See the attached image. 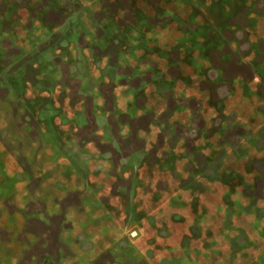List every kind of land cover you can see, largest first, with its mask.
Returning <instances> with one entry per match:
<instances>
[{"label": "rangeland", "instance_id": "1", "mask_svg": "<svg viewBox=\"0 0 264 264\" xmlns=\"http://www.w3.org/2000/svg\"><path fill=\"white\" fill-rule=\"evenodd\" d=\"M2 51L0 264H264V0H0Z\"/></svg>", "mask_w": 264, "mask_h": 264}, {"label": "water", "instance_id": "2", "mask_svg": "<svg viewBox=\"0 0 264 264\" xmlns=\"http://www.w3.org/2000/svg\"><path fill=\"white\" fill-rule=\"evenodd\" d=\"M70 28H69V25H67L66 26V30H69ZM0 56L1 57H3V58H5V57H7L8 55H7V51H2L1 53H0ZM7 80V81H10V77H9V72H8V70H5V71H2L1 73H0V80ZM73 97L76 99L77 97H79L77 94H74L73 95ZM59 149H60V151L61 152H64L65 151V146L63 145V144H59Z\"/></svg>", "mask_w": 264, "mask_h": 264}]
</instances>
